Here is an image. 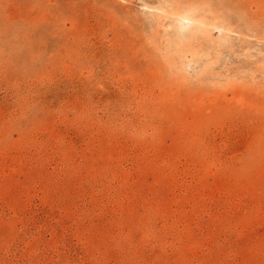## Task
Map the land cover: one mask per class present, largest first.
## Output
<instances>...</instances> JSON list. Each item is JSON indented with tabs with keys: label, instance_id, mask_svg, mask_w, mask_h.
I'll list each match as a JSON object with an SVG mask.
<instances>
[{
	"label": "rangeland",
	"instance_id": "obj_1",
	"mask_svg": "<svg viewBox=\"0 0 264 264\" xmlns=\"http://www.w3.org/2000/svg\"><path fill=\"white\" fill-rule=\"evenodd\" d=\"M0 264H264V0H0Z\"/></svg>",
	"mask_w": 264,
	"mask_h": 264
},
{
	"label": "bare ground",
	"instance_id": "obj_2",
	"mask_svg": "<svg viewBox=\"0 0 264 264\" xmlns=\"http://www.w3.org/2000/svg\"><path fill=\"white\" fill-rule=\"evenodd\" d=\"M176 15V14H175ZM185 18V17H184ZM190 22V21H189ZM192 26V25H191Z\"/></svg>",
	"mask_w": 264,
	"mask_h": 264
}]
</instances>
